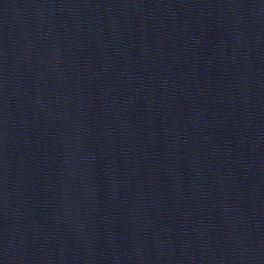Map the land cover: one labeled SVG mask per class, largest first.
Masks as SVG:
<instances>
[{
  "label": "water",
  "instance_id": "1",
  "mask_svg": "<svg viewBox=\"0 0 264 264\" xmlns=\"http://www.w3.org/2000/svg\"><path fill=\"white\" fill-rule=\"evenodd\" d=\"M0 264H264V0H0Z\"/></svg>",
  "mask_w": 264,
  "mask_h": 264
}]
</instances>
